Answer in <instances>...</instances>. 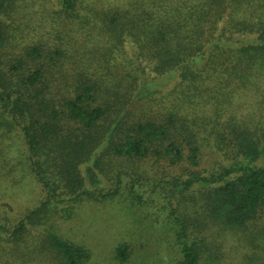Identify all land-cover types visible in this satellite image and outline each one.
<instances>
[{"label": "trees", "instance_id": "trees-1", "mask_svg": "<svg viewBox=\"0 0 264 264\" xmlns=\"http://www.w3.org/2000/svg\"><path fill=\"white\" fill-rule=\"evenodd\" d=\"M61 1L68 17L86 19L100 36L93 51H82L83 69L70 72L65 64L62 98L47 91V73L57 64L33 69L29 63L30 53L39 56L41 50L26 51L8 66L5 27L0 26V121L22 128L31 169L47 193L12 228L0 222V235L21 234L60 209L65 215L60 204L66 200L96 192L115 195L118 188L88 189L81 169L85 164L93 174L91 163L98 165L99 156L108 153L198 166L212 148L228 164L210 176L193 172L185 183L186 188L194 182L200 186L201 214L228 228L263 217L264 120L253 122L252 112L242 117L235 104L264 85V0H126L99 11L82 0ZM78 3L87 13H79ZM81 47L65 48V59L79 55ZM146 68L151 76L168 79L164 99H173L160 116L135 115L127 107L130 95L136 100L159 84ZM110 74L115 85L107 79ZM176 224L182 264H201L198 238L189 237L178 215ZM48 235L64 264L89 258L83 247L50 230ZM124 250V245L118 248L121 260Z\"/></svg>", "mask_w": 264, "mask_h": 264}, {"label": "rangeland", "instance_id": "rangeland-1", "mask_svg": "<svg viewBox=\"0 0 264 264\" xmlns=\"http://www.w3.org/2000/svg\"><path fill=\"white\" fill-rule=\"evenodd\" d=\"M82 1L99 11L122 5L126 0ZM77 8L79 13H87L82 4L78 3ZM0 9L8 66L26 51L41 50L39 56L30 53L29 63L33 69L39 63L57 64L47 73V91L62 98L65 64L70 72L83 69L82 51H93L94 43L100 45L99 32L86 19L68 17L61 0H6ZM74 45L82 46L79 55L65 59V48ZM95 70L99 71V66L95 65ZM145 71L150 78L156 77L159 84L145 89L136 100L130 95L127 107L135 115H163L161 108L173 99H164L170 90L168 79L151 76L148 68ZM114 76L107 75L112 85ZM235 111L246 119L252 112L253 122L264 120V85L239 96ZM27 156L22 128L0 121V222H7L9 228L46 199V190ZM99 159L98 165L91 163L93 174H88L85 164L81 165L86 187L104 192L118 188L117 193L104 198L96 192L66 200L60 204L65 207V215L60 209L40 224H28L21 234L13 236L11 232L8 239L0 235V264H64L51 246L48 230L89 251L84 264H182L177 215L186 222L189 237L198 238L201 264H264V216L246 227L221 226L201 214L203 195L197 182L185 186L196 173L210 176L228 164L212 148L206 149L198 166L188 161L168 164L152 155L132 159L108 153ZM123 245L126 257L121 260L118 248Z\"/></svg>", "mask_w": 264, "mask_h": 264}]
</instances>
